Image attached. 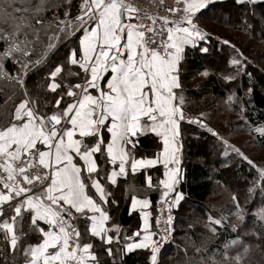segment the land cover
Wrapping results in <instances>:
<instances>
[{
  "label": "snow or ice",
  "instance_id": "6c2138e0",
  "mask_svg": "<svg viewBox=\"0 0 264 264\" xmlns=\"http://www.w3.org/2000/svg\"><path fill=\"white\" fill-rule=\"evenodd\" d=\"M218 2L223 0H177L178 7L167 11L179 15V19H170L141 13L132 0H81L74 19L69 18L68 10L63 19L57 18V32L35 60L31 59L29 48L32 42L27 39L28 30L39 31L34 28L33 19L42 24L40 14L50 6L61 5L39 0L32 18H17L14 13L27 9L14 8L12 0L0 3V18L14 22L12 32H0V41L5 44L0 50V79L14 80L24 97L15 106L12 120L0 126V235L14 253L19 251L20 241L26 236L24 217L28 216L30 230L39 242L24 246V264H99L98 254L93 251L96 238L108 245L105 251L112 256L110 245L114 239L119 243L120 227L106 226L110 215L105 205L118 201L110 199L112 194L106 185L116 186L118 178L129 172L144 170L146 186L159 191V208L163 211L167 207L165 223L171 225L172 209L183 199V193L177 190L183 148L181 122L187 119V123L218 135L202 119L204 113L186 118L185 98L176 92L181 88L186 48L209 51L206 46L200 47L208 34L197 21L210 5ZM233 2L247 9L258 0ZM66 3L70 8L71 0ZM252 14L255 15L254 11ZM243 23L250 27L246 18ZM146 31L151 37H145ZM77 32H82L78 47L69 50L66 63L78 66L80 72L65 73L63 64L49 71L46 88L54 99L43 105L44 109L51 107L49 113L41 109L37 98L29 95L28 73L46 63L49 52L55 48L52 40L70 38ZM9 60L17 65L15 75L5 68ZM231 64L237 66L238 72L244 70L242 59L234 58ZM81 73L79 82H66L68 76L79 78ZM200 74L207 76L208 72ZM235 78L225 77L228 81ZM234 95H229L227 101L233 102ZM253 131L264 137V125L254 127ZM149 133L159 139L162 148L154 156H138L140 137ZM234 151L257 170L248 193L264 192V167L254 164L239 149ZM105 164L114 167L109 172ZM158 165L163 168V178L153 184L147 171ZM38 166L47 171L32 175L29 170ZM232 199L237 209L234 215L243 223L244 210L235 195ZM150 204L148 197H131V209H140L142 224L132 237L125 234L124 251L150 250V264H157L160 246L167 242L170 232L167 228L152 231L151 212L147 211ZM208 219L209 230L215 233V226H223L225 218ZM80 220L85 222L83 233ZM259 220L264 222V209L260 210ZM156 224L159 227V217ZM110 232L116 233L115 238ZM154 236L159 239L154 240ZM243 255L233 258L235 264H242Z\"/></svg>",
  "mask_w": 264,
  "mask_h": 264
},
{
  "label": "trees",
  "instance_id": "16d2710c",
  "mask_svg": "<svg viewBox=\"0 0 264 264\" xmlns=\"http://www.w3.org/2000/svg\"><path fill=\"white\" fill-rule=\"evenodd\" d=\"M65 1L49 0L50 3L54 2L53 5ZM80 3L79 0H73L71 8H68L70 19L79 14ZM66 6H68L67 3ZM253 11L255 15L252 14ZM41 18L42 24H36L33 19V26L39 31L29 30L32 34L27 36V39L32 42L29 48L33 60L39 58L45 51L50 37L58 30L57 18L63 19L64 14L60 11L58 14L45 13L41 15ZM245 18L250 27L243 23ZM197 23L201 30L208 34L207 41L201 42L200 47L206 46L209 51L202 53L199 47L186 48L180 74L181 89L191 101L185 108V113L193 118L204 113L202 117L204 119L206 113L210 112V107L221 101L222 107L212 114L214 117H220V114L224 117V120H218L217 123L220 124L218 127H224L225 124L233 128L238 126V129L252 137L264 151V137L253 131L254 127L264 125V68L259 66L261 63L264 65V60L261 59L264 57V0H258L254 6L247 9L235 5L233 0H223L222 3L210 5L200 15ZM228 29L230 32L224 33ZM222 34L226 35V41L230 40L227 38L234 37L235 42H239L243 49L237 48L231 40L229 44H224L218 39L222 37ZM20 38L24 39L23 36ZM73 38L62 37L58 41L51 42L55 46L62 47L60 51L66 49V53L68 48L77 44L73 42ZM4 47V42L0 41V50ZM258 52L260 54L253 59L252 55ZM241 53L242 56L239 55ZM234 58L244 61L242 72H238L237 66L231 64ZM5 68L12 75H15L17 71V65L11 60L6 62ZM41 70L42 73L45 72V68H42L28 73L27 89L31 86L30 90H37L41 81ZM204 70H207L208 75L204 76L198 86L192 87L190 78L198 79L203 76L200 73ZM226 76L236 78L228 81L225 79ZM10 84L17 85L12 92L0 87V124L8 123V116L19 100L16 94L11 97L13 93H22L19 84L16 82H10ZM232 89L235 91L232 92ZM249 89H251L250 92ZM231 94H235L234 100L228 102L227 97ZM239 115L240 120L231 118L239 117ZM199 128L201 126L197 124L187 122L183 124V169L182 179L178 184V191L183 193V199L178 207L173 208L176 223L172 241L158 253L157 264H211L213 260L216 264H235L233 258L240 253L244 254L242 264H264V222L259 220L260 210L264 209V195H261L263 203L257 204L258 194L248 193L252 181L258 174L252 172L248 163L242 160H237L235 166L227 164L229 157L227 152L231 153V148L228 146L224 148L218 136L206 134ZM214 132L219 135L215 128ZM141 146L145 151L153 150L154 144L151 137H144ZM218 146L223 150L222 153L221 150L220 152L217 150ZM233 195L238 198L240 207L244 210L243 223L234 215L237 209L232 199ZM209 216L225 218L223 226H215L217 228L215 233L209 230ZM120 219L125 225H130L133 220L132 217H127L126 213L121 214ZM180 220L184 223L181 229L178 226ZM233 225L236 227L233 228ZM187 239L190 248L185 251V248L180 245H187ZM233 241L237 243L234 244ZM245 249H247L246 252ZM150 255V251L147 250L133 252L121 258L101 256L99 264H150ZM226 256L228 259L225 258ZM24 259L23 249L14 253L6 248V244L0 243V264L5 262L6 264H24Z\"/></svg>",
  "mask_w": 264,
  "mask_h": 264
},
{
  "label": "crops",
  "instance_id": "0c3cea01",
  "mask_svg": "<svg viewBox=\"0 0 264 264\" xmlns=\"http://www.w3.org/2000/svg\"><path fill=\"white\" fill-rule=\"evenodd\" d=\"M177 1V0H175ZM210 7V6H209ZM74 19V18H71ZM79 34V35H78ZM76 35H78L77 37H75ZM80 35H82V32H77L74 36H71V39L73 38L74 41L76 42V46H72L70 48L67 49V51L69 52V50L71 48H76L78 47V39L80 37ZM76 38V41H75ZM62 49V47L60 46H55V48H53L48 55V59L46 61L45 64H41L38 65L36 68H34L32 70L35 71L36 69H42L45 68V72L42 73V70L40 71V76H41V81L38 85L37 90L35 89H31L30 87H28V92L29 95L31 97L37 98L39 101V106L41 107L42 110L44 111H48L49 113L51 112V107L44 109L43 105L45 103V101H52L54 99V94L50 93L47 88H46V84L48 83V73L50 70H52L54 68V66L58 65V64H63L64 66V72L67 73L69 70L73 73L75 72H80L78 66H71L69 64L66 63V54L68 53L65 50L60 51ZM44 71V70H43ZM82 73L81 76L78 78L75 75L72 76H68L67 77V83L68 84H75L77 82H79V79H82ZM110 75V74H109ZM181 79V78H180ZM59 82V79L58 81ZM181 84H182V80H181ZM182 88V87H181ZM177 89L176 92L178 95H183L184 96V112L186 111L185 108H187V105L190 103V98L188 96H186L183 92L182 89ZM21 90V88H19ZM18 89V90H19ZM22 92V90H21ZM16 95H18L19 100L16 102V104L14 105V108L12 109V111L10 112L9 116H8V123L12 120V115L14 113V109L15 106L18 105L19 101L21 99H23V92L19 93H13V95L11 97H14ZM93 94H95V92H93ZM7 123V124H8ZM7 124H0V126H6ZM184 122H181V134H182V144H183V132H182V128ZM146 136H150L151 139L153 140V144L154 147L153 150H148L145 151L141 144H142V139ZM146 136H142L140 137V141L137 147V155L138 156H154L159 150L160 148H162V143L159 141V139L157 137H155L154 134L149 133ZM183 148H184V144H183ZM183 148H182V154H181V163H180V178L179 180L182 179V158H183ZM104 167L110 172L112 170V168L114 166L112 165H108L105 164ZM162 173H163V168L162 166H156L155 168L149 169L147 171V175H150L152 177V181L153 184H155L157 182V180L159 178H163L162 177ZM104 173L101 174V177L103 178ZM108 188V191L111 192V197L110 199H114L116 201H118V204H108L105 205L106 209L109 211V215H110V221L108 222V224L106 225L107 227H115V226H119L120 227V240L119 243L114 242L110 245L113 249V257L114 258H121L122 256H125L127 254L133 253V252H138V251H147L145 249H135L131 252H127L124 251V245L126 243V241L123 239L125 234L129 237H132V234L137 231L141 224H142V220H141V215H140V209L137 208L135 210L131 209V197L133 195H136L138 198H144V197H148L151 201L150 204V208L147 209V211L151 212V216H150V223L152 225V231L156 232V212H157V206H158V201H159V196L160 193L159 191H153L150 188H147L146 186V173L144 172V170H140L135 174H132L131 172H129V174L126 177H121L118 178L117 181V185L116 186H112V185H106ZM177 190H178V185H177ZM181 202V201H180ZM126 213L127 217H132V223L130 225H125L124 223L121 222L120 216L121 214ZM80 225V230L83 233L84 231V227H85V222L83 220H80L79 222ZM23 231L26 233V236L20 241V249H23L25 245L27 244H34L39 242V237L37 235H34L32 233V231L30 230L29 227V218L26 215L24 217V222H23ZM109 235H112L114 238L116 236L115 232H110ZM140 237H133V240H139ZM154 240H157V236L153 237ZM127 242H131V241H127ZM0 243L2 245L6 244V248L9 251H13L10 246L4 241L3 236L0 235ZM95 243V247L93 249V251H95L98 254V259L101 256H107V257H112L109 256L105 249L106 247H108V245H104L99 238H96L94 240ZM150 251V250H148Z\"/></svg>",
  "mask_w": 264,
  "mask_h": 264
},
{
  "label": "rangeland",
  "instance_id": "374dc122",
  "mask_svg": "<svg viewBox=\"0 0 264 264\" xmlns=\"http://www.w3.org/2000/svg\"><path fill=\"white\" fill-rule=\"evenodd\" d=\"M79 1H81V0H79ZM72 2H73V0H71V5H72ZM0 3H3V0H0ZM38 3H39V0H12V6L14 8L27 9V11L16 12V13H14V15L17 18H19L21 15H23L24 17H27V18H32L33 15H34L33 10L36 8V6H37ZM53 3L54 2H51L50 5H53ZM59 4L61 6L58 7V8L57 7L50 6L48 8V10L47 11H44L43 13H41L40 16L42 14H45V13H48V14H52V13L58 14L59 11L62 14H64V12L66 10H68L69 5L66 6V1L64 3H59ZM71 5H70V8H71ZM3 6L6 7L7 4L4 3ZM53 10H55V11H53ZM8 11L11 12L12 9L9 8ZM69 13H70V11H69ZM224 19H226V18H224ZM210 27H211V25H210ZM13 28H14V22H12V21L5 22L4 19L0 18V32H2V33L11 32L13 30ZM229 32H230L229 29L226 30V31H224V33H226V34H228ZM28 34L31 35L32 34V31L30 32L28 30ZM43 38H46V37H43ZM225 38H226V35L225 34H222V37H218V39H220V41L225 40ZM227 39H230L237 46V48L240 47L239 48L240 50L243 49V47H241V44L239 42L238 43L235 42L236 39L234 37L227 38ZM243 42L244 41H242V43ZM257 54H260V53L258 52L255 55L250 54V56L252 55L254 57L253 59H256V55ZM263 58H261V59L264 60ZM218 62H219V60H218ZM261 64H259V66L262 67V68H264V65H261ZM203 79H204V75L203 76H200L198 79H197V77L190 78V81L192 82V84H191L192 87L198 86V84H200ZM10 82L13 83L15 81L14 80L9 81L7 79H0V87H4L6 89V91L12 92L17 85L10 84ZM4 83H6V84H4ZM234 89H232V92L235 91ZM205 98H208V96L207 97L205 96ZM190 101H191V99H190ZM220 107H222V102L221 101H219L216 105H212L210 107V112L209 113H206V117L204 118L205 119L204 121L207 123L208 127L211 128L213 131H214V128H215V130H217L219 132V135H216V136H218L217 138L222 142V144L224 145V148H227V146L229 148H231L230 149L231 153H228L227 152V155L229 156L228 159H227V164H229V165L234 164V166H235L236 163H237V160L238 161L239 160H242V162L247 163L245 160H243V158L240 155H238L236 153V151H234V149H239L240 153H242L244 156L249 157L254 162V164H256L257 166H260V167H264V151L262 150L261 147H259L257 145L256 141L252 137H250L246 133H243L240 129H238V126H235L233 128L229 124H225L224 127H220V128L218 127V126H220V124L217 123L218 120H221V119L224 120V117L221 114H220V117L219 116L218 117H214L212 114L215 113V112H217V109L220 108ZM189 116H191V115H189ZM231 118L233 120H240L241 116L239 115V117L238 116H234V117H231ZM183 122H185V121H183ZM199 129L202 130L206 134L207 133L208 134H212V132H209L206 128L201 127ZM202 131H199V132H202ZM215 133H217V132H215ZM225 140L227 141V144L224 143ZM217 150L219 152L221 150V153L223 152V150L220 149L219 146L217 147ZM247 165H249V164H247ZM249 167H250V170L252 172L258 174L256 168H253L250 165H249ZM251 171H249V172H251ZM228 174H229V172H228ZM256 193L258 194V196H257L258 203L257 204H262L263 202L261 201V199H262V196L261 195H264V192L257 191ZM157 208H158V206H157ZM173 218H174V223H176L174 214H173ZM183 225H184V223H182V221L180 220L178 222V226L180 227V229L182 228ZM174 229H175V227H174ZM186 242H187V245H185V244H181L180 245V247L185 248L184 249L185 251L190 248V245L188 243V239H187ZM170 247H172V246H170ZM158 258H159V255L157 257V261H158ZM4 264H6V262Z\"/></svg>",
  "mask_w": 264,
  "mask_h": 264
},
{
  "label": "built area",
  "instance_id": "2783aa9c",
  "mask_svg": "<svg viewBox=\"0 0 264 264\" xmlns=\"http://www.w3.org/2000/svg\"><path fill=\"white\" fill-rule=\"evenodd\" d=\"M132 3L140 9L141 13H147L148 15L169 16L170 19H179V15L167 11V9L169 8L178 7L177 1L175 0H163V3H161V0H132ZM146 22L151 23V21H146ZM159 23L160 22L158 21V24ZM151 35H152L151 33L147 31L145 32V37H151ZM185 116L186 118H192L186 113ZM185 122H187V119L185 120ZM29 171L32 175H35L37 173H42L47 170L43 169L42 166H38L36 168L30 169ZM168 215L169 213L167 211V207L165 206L163 211H161L158 205L156 219L157 217L160 218V224L159 227H157L156 224V230L157 232H160L161 230L167 228L169 229L170 232V236L167 242H163L161 244L160 252L164 250V248L171 243L173 237V231L175 227L174 218L171 225H168L167 223H165ZM171 215L173 216V209Z\"/></svg>",
  "mask_w": 264,
  "mask_h": 264
}]
</instances>
